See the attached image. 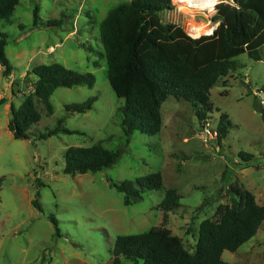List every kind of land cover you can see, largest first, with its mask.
Returning a JSON list of instances; mask_svg holds the SVG:
<instances>
[{
  "label": "rangeland",
  "instance_id": "1",
  "mask_svg": "<svg viewBox=\"0 0 264 264\" xmlns=\"http://www.w3.org/2000/svg\"><path fill=\"white\" fill-rule=\"evenodd\" d=\"M128 1L19 0L10 21H0L11 67V75L5 77L0 66V99L7 100L0 106V264H111L118 235L158 227L169 230L193 253L199 224L212 218L219 205L236 198L232 189L246 190L258 205H264V122L259 110L264 107V47L259 49V61L240 55L237 60L242 67L209 90L212 111L205 124L210 137L191 103L169 97L160 109V132L154 136L134 132L127 144L118 113L123 101L106 77L99 28L109 10ZM170 2L172 9L160 14L163 23L180 26L191 38L207 36V30L212 33L216 27L211 21L215 10L196 16ZM47 21L58 24L47 26ZM200 27L205 28L199 31ZM52 63L92 74L93 87L56 89L49 99L52 115L47 116L43 105L36 103L41 120L30 128L28 139L13 138L7 128L10 104L18 107L28 95L35 78L26 74L33 67ZM91 96L97 100L89 112H65V105ZM222 114L229 126L225 137L217 141L215 130ZM58 119L77 134L36 137L55 127ZM99 141L119 152L114 165L94 173L63 172L68 147H90ZM241 152L252 159L244 162ZM152 173L161 174V189L125 206L123 194L112 183ZM169 189L176 190L180 200L177 208L167 212L159 204ZM222 260L264 264V222L236 252L224 251Z\"/></svg>",
  "mask_w": 264,
  "mask_h": 264
},
{
  "label": "trees",
  "instance_id": "2",
  "mask_svg": "<svg viewBox=\"0 0 264 264\" xmlns=\"http://www.w3.org/2000/svg\"><path fill=\"white\" fill-rule=\"evenodd\" d=\"M19 0H0V21L9 22ZM170 0H129L119 3L107 13L100 24L99 40L107 65V80L115 96L123 103L118 107L121 128L126 143L134 132L157 135L162 128L160 109L169 98L191 103L200 125L205 124L212 111L209 90L218 80L235 74L242 66L237 58L242 54L260 60L259 49L264 47V0H234V4H218L211 18L216 28L211 35L191 38L175 24L163 23L160 14L171 10ZM37 8L33 11L37 25ZM57 21H47L54 26ZM22 28V27H20ZM6 35L0 32V66L3 75H11V67L4 48ZM35 80L33 90L24 95L21 104H10L8 131L13 138L26 140L30 128L41 120L36 103L43 105L47 116L53 108L49 99L58 88L94 85L93 75L64 68L58 63L38 65L30 73ZM28 80V79H26ZM13 92V91H12ZM97 100L89 97L82 103L68 104L69 114H85ZM0 99V106L5 104ZM264 122V107L260 109ZM228 117L222 114L215 130L217 141L227 134ZM59 133L77 134L63 126L39 132L37 138L46 140ZM120 154L103 146L102 141L90 147H68L64 153L65 174L99 172L114 165ZM244 162L252 155L239 153ZM123 194L125 206L137 203L143 194L162 187L160 173H152L134 180L113 184ZM236 198L219 205L212 218L199 224L198 238L193 253L186 250L179 238L164 228H152L134 235H118L111 250V264H228L222 260L224 251L234 253L253 238L264 222V205L244 190H234ZM176 190L166 191L159 207L170 212L179 206ZM37 208L39 204L33 201ZM50 220L54 222L51 217Z\"/></svg>",
  "mask_w": 264,
  "mask_h": 264
},
{
  "label": "built area",
  "instance_id": "3",
  "mask_svg": "<svg viewBox=\"0 0 264 264\" xmlns=\"http://www.w3.org/2000/svg\"><path fill=\"white\" fill-rule=\"evenodd\" d=\"M171 1H172V0H171ZM206 2H207L206 0H195V4H197V6L194 8V10H196V11H194V12L196 13V16H197V15H201V14L204 15L206 12L210 13L209 10H208V8L203 7V5H204ZM221 3L233 5V4H234V0H230V2H221ZM221 3H217V4H215L211 12H213V11L215 10L216 6H217L218 4H221ZM176 4H178V3H176ZM200 13H201V14H200ZM215 28H216V27H215ZM215 28H214V29H215ZM214 29H213V30H214ZM212 32H213V31H212ZM211 34H212V33H211ZM29 88H31L30 91H29V92H31V91L33 90L32 86L30 85ZM204 131H205V135H206V136H208V137L211 136V133H210V129H209V125H208V124H205ZM204 141H205V140H204Z\"/></svg>",
  "mask_w": 264,
  "mask_h": 264
},
{
  "label": "bare ground",
  "instance_id": "4",
  "mask_svg": "<svg viewBox=\"0 0 264 264\" xmlns=\"http://www.w3.org/2000/svg\"><path fill=\"white\" fill-rule=\"evenodd\" d=\"M207 1V0H206ZM173 2L178 3L179 8L182 7L184 9H186L189 13H194V8L197 6V4H195V0H173ZM206 24V23H205ZM208 25V24H207ZM205 27H200L199 31H202ZM213 28V27H212ZM212 30V29H211ZM211 30H207V33Z\"/></svg>",
  "mask_w": 264,
  "mask_h": 264
},
{
  "label": "clouds",
  "instance_id": "5",
  "mask_svg": "<svg viewBox=\"0 0 264 264\" xmlns=\"http://www.w3.org/2000/svg\"><path fill=\"white\" fill-rule=\"evenodd\" d=\"M221 2H230V0H207V2L203 5V7L208 8L209 12H211L214 5L217 3H221ZM207 34L211 35V32L209 31ZM193 38H196V37H193Z\"/></svg>",
  "mask_w": 264,
  "mask_h": 264
},
{
  "label": "water",
  "instance_id": "6",
  "mask_svg": "<svg viewBox=\"0 0 264 264\" xmlns=\"http://www.w3.org/2000/svg\"><path fill=\"white\" fill-rule=\"evenodd\" d=\"M17 87H18L17 84H14L13 85V89H12L13 93H16L17 92Z\"/></svg>",
  "mask_w": 264,
  "mask_h": 264
},
{
  "label": "crops",
  "instance_id": "7",
  "mask_svg": "<svg viewBox=\"0 0 264 264\" xmlns=\"http://www.w3.org/2000/svg\"><path fill=\"white\" fill-rule=\"evenodd\" d=\"M25 75V74H24Z\"/></svg>",
  "mask_w": 264,
  "mask_h": 264
}]
</instances>
